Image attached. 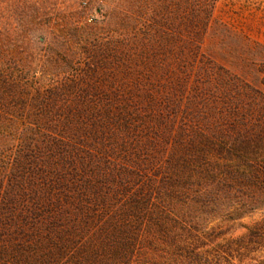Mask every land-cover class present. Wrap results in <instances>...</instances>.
Here are the masks:
<instances>
[{"label": "trees", "instance_id": "obj_1", "mask_svg": "<svg viewBox=\"0 0 264 264\" xmlns=\"http://www.w3.org/2000/svg\"><path fill=\"white\" fill-rule=\"evenodd\" d=\"M152 1L80 27L75 77L0 44V264H264V63L204 56L218 0Z\"/></svg>", "mask_w": 264, "mask_h": 264}, {"label": "rangeland", "instance_id": "obj_2", "mask_svg": "<svg viewBox=\"0 0 264 264\" xmlns=\"http://www.w3.org/2000/svg\"><path fill=\"white\" fill-rule=\"evenodd\" d=\"M151 2L137 0L138 21L142 24L150 17ZM123 12L126 13L125 0H0V44L24 48L27 53L35 50L37 39L43 36L47 44L44 48L53 46L62 60L57 72L75 77L78 72L75 61L80 60L77 51L85 41L83 28L90 33L116 28ZM202 53L217 66L260 86L259 68L264 63V0H218L203 36ZM262 220L264 210H259L246 216L243 222L253 225ZM245 231L239 228L235 236ZM255 255L264 259V249Z\"/></svg>", "mask_w": 264, "mask_h": 264}, {"label": "crops", "instance_id": "obj_3", "mask_svg": "<svg viewBox=\"0 0 264 264\" xmlns=\"http://www.w3.org/2000/svg\"><path fill=\"white\" fill-rule=\"evenodd\" d=\"M135 264H144V263H135Z\"/></svg>", "mask_w": 264, "mask_h": 264}]
</instances>
